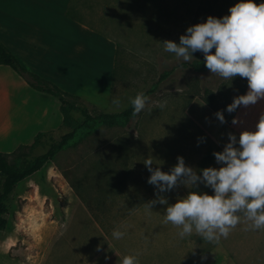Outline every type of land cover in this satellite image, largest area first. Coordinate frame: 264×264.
Segmentation results:
<instances>
[{
    "label": "rangeland",
    "instance_id": "1",
    "mask_svg": "<svg viewBox=\"0 0 264 264\" xmlns=\"http://www.w3.org/2000/svg\"><path fill=\"white\" fill-rule=\"evenodd\" d=\"M201 1L190 26L205 22L208 16L228 15V9L239 2ZM253 2L259 5L264 0ZM124 28L126 33L120 35L119 28L112 26L109 54L107 32L106 35L95 34L97 44H106L104 62L100 61L96 49L90 54L96 67L89 68L88 72L85 67H79L94 82L86 81L83 76L71 81L54 77L48 82L58 89L57 84H61L69 93L63 92L77 96L78 107H85L92 117L101 113H121L129 106L130 99L141 92L149 98L145 109L127 125L111 128L97 125L88 132L80 130L75 140L58 152L49 164L15 187L5 203L8 225L0 231V264H39L46 237L61 223L72 193L85 200L115 202L104 210L95 211L99 220L105 223L107 219L112 223L107 226L111 227L145 198L146 193L141 192L149 188L147 178L150 176L144 165L146 159L151 160L153 168L160 167L164 172L177 163L178 156L197 170L219 167L212 154L223 150L228 142L227 134L238 137L242 131L253 130L254 105L238 106L232 113L223 111L234 97L246 94V78L237 76L227 80L212 76L209 70L194 72L190 65L200 60V52L194 53V59L189 62L175 57L173 62L160 59L151 64L123 50V39L132 38V43H136L142 32L132 23ZM113 100H119V106L114 105ZM257 104L262 112L264 99ZM217 111H223L224 124L215 118ZM71 114L75 123L83 121L77 110ZM233 118L238 120L235 125ZM68 132L70 128L43 136L34 148L19 149L8 162L14 165L19 158L20 161L30 160L44 154ZM198 138H203L199 146ZM2 181L0 175V186ZM118 189L123 193L117 194ZM207 190L212 195V190Z\"/></svg>",
    "mask_w": 264,
    "mask_h": 264
},
{
    "label": "crops",
    "instance_id": "2",
    "mask_svg": "<svg viewBox=\"0 0 264 264\" xmlns=\"http://www.w3.org/2000/svg\"><path fill=\"white\" fill-rule=\"evenodd\" d=\"M201 2L0 0V44L22 66L46 81L54 77L71 81L83 76L94 82L79 67H85V72L96 67L94 59H90L96 49L104 62L106 44L96 43V33L107 32L109 54L112 26L124 35V26L132 23L142 31L141 37L136 43H132V38L123 39V50L151 64L160 59L173 62L174 54L164 51L161 43L165 40L179 43ZM57 85L62 92L69 93L61 84ZM257 103L253 130L264 114V105L261 112ZM63 130L59 101L33 90L11 68L0 65V153H12L21 145H31L39 133ZM196 190L209 193L203 185ZM188 191L179 186L162 195L172 204ZM116 193L122 194L123 190ZM141 193H146L145 198L111 227L107 225L112 223L107 219L101 222L95 211L115 202L85 200L72 193L61 223L46 237L39 264H121L125 255H135L138 264H264V229H247L242 219L219 242H208L195 234L180 238L178 228L163 222L165 206L156 204L151 211L146 208L145 204L156 198L154 186L149 185ZM114 229L125 232L124 237L113 239Z\"/></svg>",
    "mask_w": 264,
    "mask_h": 264
},
{
    "label": "clouds",
    "instance_id": "3",
    "mask_svg": "<svg viewBox=\"0 0 264 264\" xmlns=\"http://www.w3.org/2000/svg\"><path fill=\"white\" fill-rule=\"evenodd\" d=\"M228 13L220 18L208 16L205 22L187 27L179 43L165 40L161 44L164 51L184 62L200 52L212 76L227 80L246 78V94L234 97L223 110L232 113L238 106L246 108L264 99V2L257 5L253 0H239ZM148 99L142 92L130 99L133 117L145 109ZM112 103L119 106L120 101ZM223 111L214 113L221 124L226 122ZM237 123L233 118L232 124ZM227 141L222 151L212 154L219 167L197 170L186 165L180 156L168 172L153 168L151 160L144 163L150 172L147 183L156 191V198L145 206L149 211L156 204L165 206L163 222L178 228L180 238L195 234L205 241L219 242L242 219L247 229H264V114L255 130L242 131L238 137L228 133ZM200 142L203 138H198V146ZM200 185L212 190V195L197 191ZM179 186L189 191L169 204L162 194ZM124 235L118 229L112 232L116 240ZM121 264H138V260L135 255H125Z\"/></svg>",
    "mask_w": 264,
    "mask_h": 264
},
{
    "label": "trees",
    "instance_id": "4",
    "mask_svg": "<svg viewBox=\"0 0 264 264\" xmlns=\"http://www.w3.org/2000/svg\"><path fill=\"white\" fill-rule=\"evenodd\" d=\"M212 51L214 52V49ZM0 65L8 66L9 68H11L33 90L48 94L53 98L57 99L60 103V113L63 117V127L70 128V132L62 135L59 142L52 143L49 149L44 154L36 156L30 160L22 159L20 161L19 158L14 163V165H11L8 162V158L15 155V153L19 149H32L36 146L38 140L41 137L57 132L39 133L35 136L34 141L31 145H21L12 153H0V175L3 176V181L0 186V231H2L8 225V221L5 218V215L7 214V207L5 203L11 192L19 183L38 173L47 164H49L53 160V158L58 154V152H60L64 147H66L72 140H75L74 137L77 132H79L80 130L88 132L97 125L105 126L108 128L120 124L127 125L130 120L134 117L132 116L131 104H129V106L121 113H101L93 117L88 115L87 109L85 107H78V97L71 96L62 92L50 82L26 70L17 61V59L1 44ZM190 67L196 73H204L208 71V69L204 66L202 54L200 60L196 63H192ZM74 110L80 112L81 116L83 117V121L81 123H75L72 120L71 113Z\"/></svg>",
    "mask_w": 264,
    "mask_h": 264
}]
</instances>
